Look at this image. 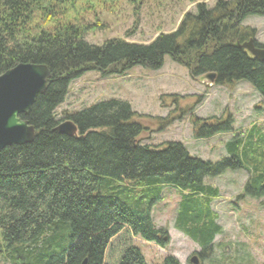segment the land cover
<instances>
[{"label":"trees","instance_id":"16d2710c","mask_svg":"<svg viewBox=\"0 0 264 264\" xmlns=\"http://www.w3.org/2000/svg\"><path fill=\"white\" fill-rule=\"evenodd\" d=\"M189 1L197 3L196 13H187L175 32L148 44L114 37L99 45L86 36L104 28L100 11L114 14L122 2L139 10L151 0H0V75L20 63L45 64L51 72L47 88L22 115L36 128L33 141L0 149V253L19 257L17 264H148L135 238L167 244L168 231L156 226L152 207L170 186L181 194L176 226L206 259L223 232L212 208L220 190L205 183L207 177L245 170L239 198L264 205V131L258 126L235 133L218 161L191 154L180 141L143 143L146 126L120 99L67 115L77 135L56 130L66 120L57 108L85 72L159 69L167 55L194 77L215 72L217 84L246 80L264 101V61L236 46L256 37L243 21L264 15V0H218L213 7ZM215 119L195 120L196 137L234 131L231 119ZM163 264L181 263L167 255Z\"/></svg>","mask_w":264,"mask_h":264},{"label":"rangeland","instance_id":"374dc122","mask_svg":"<svg viewBox=\"0 0 264 264\" xmlns=\"http://www.w3.org/2000/svg\"><path fill=\"white\" fill-rule=\"evenodd\" d=\"M217 1L205 2L213 7ZM151 3L137 10L122 2L114 14L100 11L104 28L88 34L86 40L100 45L106 39L123 37L148 44L160 33L178 30L185 15L195 14L197 8V3L189 0ZM243 24L255 28L254 41L264 44V15H248ZM109 99L131 104L138 114L135 120L146 126L141 136L143 143L160 146L167 141H180L191 154L205 160L218 161L226 156L225 144L237 132L241 134L253 126L264 131V101L250 82H201L185 64L170 55L159 69L137 65L122 74L85 72L71 83L65 101L57 108V116L66 119L73 112ZM211 117L217 118L215 121L231 119L234 131L196 137L194 121ZM247 179V172L241 169L226 170L205 179V183L220 190L212 208L219 214L218 222L223 227V232L216 236L213 253L206 259L197 254L200 246L177 228L181 194L178 189L165 186L162 199L152 207V218L157 227L167 229L168 242L160 245L136 237L135 244L146 262L163 264L167 255H174L181 264H264V205L250 196L239 198ZM193 256H197V263L191 261ZM19 259L0 253V264H17Z\"/></svg>","mask_w":264,"mask_h":264},{"label":"water","instance_id":"95a60500","mask_svg":"<svg viewBox=\"0 0 264 264\" xmlns=\"http://www.w3.org/2000/svg\"><path fill=\"white\" fill-rule=\"evenodd\" d=\"M236 46H242L254 57L264 61V48L255 45L253 39L243 44L236 42ZM50 74L45 64L20 63L0 75V149L33 141L36 128L22 115L30 111L37 96L47 88ZM215 78V72L197 77L199 81L209 83H213ZM56 130L70 136L78 133V127L72 120L63 121ZM167 240L165 236L164 241ZM191 261L197 263V256H193Z\"/></svg>","mask_w":264,"mask_h":264},{"label":"flooded vegetation","instance_id":"af4514ba","mask_svg":"<svg viewBox=\"0 0 264 264\" xmlns=\"http://www.w3.org/2000/svg\"><path fill=\"white\" fill-rule=\"evenodd\" d=\"M256 45V44H255Z\"/></svg>","mask_w":264,"mask_h":264}]
</instances>
